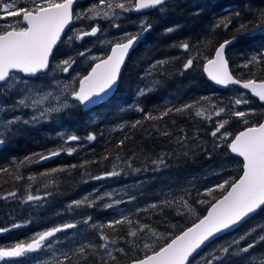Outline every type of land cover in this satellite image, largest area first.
<instances>
[{
  "label": "trees",
  "instance_id": "trees-1",
  "mask_svg": "<svg viewBox=\"0 0 264 264\" xmlns=\"http://www.w3.org/2000/svg\"><path fill=\"white\" fill-rule=\"evenodd\" d=\"M189 1H192L194 6H188V2L175 1L174 6L166 9L163 14L156 10L152 12L149 21L151 32L129 56L121 73L118 89L110 100L87 112H83L78 106L64 114L59 119V125L41 124L38 127L34 123L19 124L18 127L24 126L25 132L19 131V134L12 135L15 131L12 130L4 134L6 142L0 149V229L8 230L0 232V247H11L18 242L25 243L28 234L58 219L72 216V213L95 217L97 220L91 234L90 229L82 234L85 236L84 244L91 242L92 245L99 246L101 229L110 240L120 242L130 237L128 228L147 225L148 229L153 228L155 232L163 235V240L155 239V242H158L152 250H157L202 218L207 209L221 198L230 186L227 185L223 190L209 188L214 189L209 196L206 194L209 189L190 192V183L184 192H190L191 196L188 198L185 194V199L196 210L197 217L193 218L185 217L182 213L179 206L181 202L178 201L183 193H173L176 181L197 176L208 167L218 168L226 163L237 164L234 169L236 177L229 180L239 178L242 163L229 154L228 143L251 125L243 123L236 116L226 115L223 120L227 119L228 122L223 132L230 133V136L221 144L218 136L211 135L221 121L215 112L221 108L225 114L230 108H245L244 111L247 112L252 110V115L249 113L244 119L250 118L253 124L257 125L264 116V107L256 101L251 105L241 103L235 106V101L226 97L232 89L213 88L203 74V65L207 59L212 58L222 43L234 39L235 44L226 54L233 77L241 81H264V61L259 64L248 62L247 67L241 64V60L246 56L264 53V36L249 37L244 31L237 30L242 22L248 23L249 28L253 26L252 22L257 15L264 12V0ZM237 12L240 13L239 16H236ZM5 23L6 21H0V31L5 29ZM217 24L220 26L217 27ZM224 24L228 26L224 27ZM169 28L174 30L166 31ZM185 42L189 45L187 51L179 46ZM83 43L82 47L88 48L89 42ZM189 58H193V66L185 69L184 65ZM161 61L164 63H159ZM237 62L241 66L237 67ZM147 71L152 75L149 86L143 81ZM36 80L29 81L34 83ZM138 88H150L151 91L141 95L137 93ZM187 104H192L193 107L179 113L172 111L162 119L146 118L149 113L155 117L167 108L175 109ZM198 111L203 115L198 116ZM65 132L77 136L80 139L79 145L86 142L84 147L73 152L72 147L70 149L62 142L58 159L45 166H37L41 156H48L53 149L58 148L55 145L59 144L60 136L56 135ZM90 135H94L95 139L89 140ZM69 150L72 151L71 154ZM161 159L163 164L154 163ZM117 164H122L121 170L128 176H124L127 179L121 175L112 176L111 181L121 180L120 183L113 182L114 186L122 187L123 181L136 182L141 176H147L150 180L148 184L146 182L135 188L142 191L141 196L147 199L140 213L129 217L133 224L118 225V230H113L106 227L112 214L110 210H88L85 204L81 209H77L79 211H75L66 202L74 197L82 200V195L95 188L96 182L109 180L110 177L101 180L93 177L111 172ZM132 170L137 171V174L130 173ZM131 175H134L133 179L130 178ZM88 183L90 190L85 186ZM108 186L113 185L110 183ZM162 189L170 194L171 200L157 202L159 198L155 196ZM124 191L130 192V189L125 188ZM13 192L16 195L12 202L3 201L4 197ZM30 194L44 197L39 200L43 202V207L38 211L34 212L31 202H26ZM169 201L172 203H168ZM150 202H156V207L147 204ZM31 216H36V220ZM261 222L264 223V211H260L233 234L207 246L200 255L209 252L213 254L200 264H208L213 255L217 254L216 250L245 233L251 232L239 247L262 235L260 227L256 228ZM250 228L255 231H249ZM137 242L134 240V245ZM216 243L221 245L217 247ZM118 245L120 248L122 246L124 252L116 254V260H108V264H129L151 253L142 249L131 250L129 243ZM262 251L264 243L257 244L256 248L251 250L252 253L258 254L254 262H245L242 256L230 255L223 260L212 261V264H261L264 256L259 253ZM106 255L102 250L92 249L85 252V260L75 253L71 255L69 264H102L100 258L107 259ZM197 258L190 264H196Z\"/></svg>",
  "mask_w": 264,
  "mask_h": 264
},
{
  "label": "snow or ice",
  "instance_id": "snow-or-ice-1",
  "mask_svg": "<svg viewBox=\"0 0 264 264\" xmlns=\"http://www.w3.org/2000/svg\"><path fill=\"white\" fill-rule=\"evenodd\" d=\"M107 0H100L101 4H105ZM75 0H30V3L24 7H19L15 4V0H0V21H6L8 17H19L17 21H7L4 30L0 31V87L3 88L5 95H12L15 91L20 96L15 100L11 106V110L33 108L36 109L43 105L44 102L52 96V93L44 94L39 100L34 99L33 89L28 86L27 80H21L16 75L21 73L24 76H35L41 70H45L49 67V59L53 56V50L57 47L58 43H62L61 36L65 31V28L72 23L74 18L73 4ZM172 0H123L115 4L108 3L107 10L101 11L100 9H90L91 16L89 19L103 18L111 19L116 15L115 9L118 8L121 12L136 11L140 12L146 9H152L163 14L166 9L173 7ZM240 13L237 12L236 16ZM76 16V19H79ZM230 23V21H229ZM253 26L249 28L248 23L242 22L238 31H244L245 35L254 37L256 35L264 36V12H260L255 21L252 22ZM113 26L119 27L118 24ZM220 25L217 24V27ZM224 24V27H227ZM150 23H142L140 25V31L136 34H126L121 41L112 42L105 41L106 44H111L110 54L106 57L99 56H87L85 52H79L78 55L95 61L94 65L90 68V71L79 79L78 86L72 89L70 92L67 89L69 85H65V88L61 91L62 95H69L72 100L77 101L81 105L89 106L99 104L109 96L112 95L115 86L117 85L120 77L121 67L124 64L125 58L128 55L129 50L133 47L136 41L141 37L143 33L151 30ZM173 28L166 29L171 32ZM100 31L98 25L93 26L90 31L79 32L75 37H67L69 43L73 39L82 40L85 36H95ZM233 41H225L215 51L214 58L207 59V63L204 67V71L208 74L211 80L216 84L225 85L239 84L242 88L248 89L252 94L259 97L261 101H264V81L257 83L255 79H249L247 81H241L234 78L228 70V61L225 59V49ZM185 51L188 50V43H182L179 45ZM264 61V53L258 56H252L249 63L259 64ZM75 60L69 57L63 60L58 67L62 71L67 72L71 68ZM159 63H164L163 61ZM193 66V58H189L184 67L185 69ZM245 67L248 64L244 65ZM17 84H22L24 87L17 88ZM151 91V89H141L140 94ZM61 96H56L57 106L42 108L38 114H34L30 119L25 120L20 116L13 117L10 120H6L2 127H0V146L4 145L6 140L4 137L5 132H11L12 126L17 124L28 125L33 122H38L40 119H47L48 114L52 112H60L63 109L69 108L72 105L65 99L61 101ZM235 105L241 103H248L246 100L236 99ZM192 104L184 105L183 107L167 108L159 116H152L147 114V119H162L170 112L175 111L177 113L186 111L188 108H192ZM0 110H5L3 105H0ZM143 111V109H138ZM224 111L223 108L215 112L216 116H220ZM198 116L203 115L202 112L196 113ZM249 112L247 111H233L232 115L241 119L245 124L248 123L244 119ZM210 118V117H209ZM227 119L220 122L215 131L211 133L212 136H217L220 129L225 127ZM137 124L139 121L136 122ZM136 125L134 124L133 127ZM167 134V133H165ZM230 133H221L220 138L227 140ZM69 139L77 140L76 136H72ZM89 140H94L95 136L90 135ZM123 143V141H121ZM228 147L231 153L242 158L243 174L237 180H225L217 187L223 190L227 185H230L226 194L216 203L212 204L207 214L200 218L198 222L193 226L187 228L179 235L172 238L162 247L157 250H151V245L145 243L144 248L149 249L151 254L146 255L142 259L133 260L132 264H190V257L194 258V254L201 249L206 243L212 242V240L218 235H222L225 232L236 228L246 218L259 211H264V122L257 125L249 126L244 131H241L236 135ZM71 154V150L69 151ZM59 155L58 151L50 153L49 156H41L40 159H49L50 156ZM31 159V158H28ZM154 163L163 164V159L154 161ZM75 167V165H72ZM6 171V170H5ZM121 173L113 169V171L105 173L104 175H98L93 179L101 180L106 177L119 176ZM47 175V173L45 174ZM19 178V177H17ZM32 179V177H30ZM214 189H209L207 195L211 196ZM15 196L16 194L10 193ZM111 196V194H105ZM7 199V197H4ZM97 197L92 201H89L85 196L82 200L74 201L73 206L80 207L87 205L93 207ZM44 199L41 196L28 195L27 201H39ZM130 199H135L131 197ZM123 201H114L104 205L106 208H112L114 204H120ZM168 203H172L169 201ZM204 203V201H201ZM181 205L188 208L191 212L187 201H181ZM156 207V205H152ZM91 220L88 217L84 220L87 224ZM133 221L128 216L118 217L109 222L106 227L118 230V225L131 226ZM14 227H20V225H14ZM76 223H65L61 226H55L43 232H40L34 236L29 242H18L11 247H0V261L5 258H22L26 254L36 253L42 249L51 247L48 242L51 238L56 237L57 233L64 232L68 229L76 228ZM147 225H140L139 230H131L128 234L134 238H139V233L143 232ZM264 227V226H262ZM8 229H0V232L7 231ZM255 231V229L251 230ZM251 232L245 233L239 236L237 239L232 240L224 246H221L217 250V254L213 255L212 261L223 260L230 255L242 256L245 262H254L257 258V253H252L251 250L256 248L257 244L264 243V234L258 236L256 239L249 241L246 245L239 247L241 242L247 239ZM156 235L155 232L152 233ZM100 239L103 241L99 246L92 245L91 243L82 244L79 249L76 250V254L84 257L85 252L97 249L106 252L107 256L111 260L115 261L116 257L112 255V251L109 248V244H115V240H110L109 236L101 229ZM121 253L124 252L123 248L117 249ZM231 250V251H230ZM244 254H249L245 256ZM260 256H264V251L259 253ZM72 256L68 252L63 253V259L57 258L55 264H69ZM212 261H208V264H212ZM102 264H108V260L101 257ZM41 264H48L47 261L41 262ZM79 264V262H78ZM264 264V261H261Z\"/></svg>",
  "mask_w": 264,
  "mask_h": 264
},
{
  "label": "rangeland",
  "instance_id": "rangeland-1",
  "mask_svg": "<svg viewBox=\"0 0 264 264\" xmlns=\"http://www.w3.org/2000/svg\"><path fill=\"white\" fill-rule=\"evenodd\" d=\"M76 2H77V0H76ZM118 2H123V0H107V2L105 4H101L100 0H82L76 4V6L73 9L74 18H73L72 28L67 33L65 38L62 39V43H60L59 49L56 51V55H55L54 60L52 62L53 66H49L48 71L45 74H43L42 76H40L34 83H31L28 79H24L20 74H16L18 76V78H20L21 80H27L28 81V86H30L33 89L34 99L39 100L44 94L49 93V92L52 93V96L49 97L44 102L43 105L39 106L36 109L25 108V109H17L15 111H13V110H11V106L13 105L15 100L20 98V96L17 95L15 93V91L12 93V95H5L3 88L0 87L2 89V90H0V105H3L4 109H5V110H0V127H2L3 123L6 120H10L13 117L20 116L22 118L27 117L30 119L34 114H38V112L41 111L42 108L57 106V101L55 100V97L61 96V91L65 88V85L70 86L67 89L68 92H70L72 89H75L78 86V84H77L79 82L78 80L82 76L86 75V73L89 71V69L95 63V61H92L90 59H86L85 57L79 56L78 55L79 52H85L87 56L95 55V56H99L101 58L107 56V53L109 52V49L112 45L106 44L105 41H112L114 43L118 40V35H117L118 33L116 32V30L113 29L112 25L118 24L121 21L122 22L127 21L131 16V14H130L131 11L130 12H121L120 9L116 8L115 9L116 15L111 19H103V18H99V17L94 18V19H89L88 17L91 16V12L89 10L94 8V9H100L101 11H106L108 3L115 4ZM185 2H188V6H194V3H192V1L190 2L189 0H186ZM28 3H30V0H15V4L19 7H24ZM76 16H79L80 18L76 19ZM17 20H19V17H8L4 26L6 27L7 21H17ZM100 20L102 23L104 22L103 24H106L109 26L107 29L108 31L105 30V32H107L106 34L100 35L99 33H97L96 34L97 36L95 35L94 37H92V41L90 42V45L88 46V48L82 47V46H84V45H82V43H83L82 40L73 39L71 41V43L68 42L67 37H69V36L75 37V35L79 32L90 31L91 28L94 26V25L93 26H90V25H92L94 22H97ZM145 22H146V19L144 20V23ZM142 23H143L142 21L140 22V24L138 22L139 25H141ZM125 25H127V23ZM227 52H226V54H227ZM56 56H57V58H56ZM252 56H255V55L246 56L245 59L241 60V64L244 65V64L248 63ZM69 57L74 58L75 63L72 64L71 68H69V70L67 72H64L61 70L60 67H58V65L63 60L68 59ZM241 64H238V62H237L236 66L239 67V66H241ZM143 81L146 84V86H149L151 84L152 75L150 72H148V71L146 72V74L143 76ZM21 87H24V85L17 84V88H21ZM141 89L142 88L137 89L138 94L140 93ZM147 89H150V88H147ZM236 90L237 89H235V88L232 89L228 93V96H226V97L230 98L234 101L236 99L246 100V101H248V103H245L246 105H251L253 103V101H255V100L251 99L249 96H247L245 93H243L241 91L236 92ZM184 94H187V93H184ZM65 99L68 101V103L70 105H72L71 107L63 109L60 112H52V113L48 114L47 119H40L38 122H33V123L35 125H37L38 127L41 124H47L49 126L51 124L59 125V123H60L59 119H61V117L64 114H66L68 111H71V110H73L79 106L74 101H72L71 97L67 94L61 96V101L65 100ZM244 110H245V108H243V110H239L237 108H230L226 111L227 112L226 114H225V112H222L220 116H216V117L218 118V120H221L220 122H222L223 118L228 114L232 115L233 111H244ZM249 113L252 115L253 111L251 110V111H249ZM246 120L248 121V123L251 126L255 125L250 120V118H248ZM18 126H19V124L12 126V129L15 130L14 133H12V135H14L15 133H18L19 131H20L19 133H21V131H23L24 126H20V127H18ZM110 129H111V131H113L112 128H110ZM25 131L26 130H24L23 132H25ZM49 131L52 132L51 129H49ZM221 133H223V128L220 129V131L217 133L218 139L221 141V144H222L226 140L220 138ZM63 136H64V138H62ZM63 136L60 138L63 142H66L67 140L70 142L72 140L69 138L74 136V135L69 134L68 132H65ZM56 137H59V135H56ZM85 144H86V142H83L80 145H75L72 147L71 143H68V148L72 147V150L74 152L75 150L84 147ZM121 167H122V164L120 166H118V164H117L114 166L113 169H115L116 171H119L121 173L120 175L122 177L128 176V175H125L124 172H122ZM236 167H237V164L235 165L233 163H226V164H224L218 168L208 167L203 171L202 174H199V175L194 176V177H186V178H183L179 181H176V183H174V187H173L174 192L173 193H174V195H178V194L183 193L182 197H180L181 200H179L178 202H181L182 200L187 201V203L189 205V201L187 199H185V194H187L188 198H189L191 196L190 192L192 190L203 189L204 191H206L209 188H214L216 190H220V188L217 187V185H219L220 183H222L225 180L234 179L236 177L235 172H234V169ZM113 169H112V171H113ZM130 173L137 174V171L132 170ZM133 177H134V175H131L130 178L133 179ZM111 178L112 177H110L109 180H106L105 182H101V183L96 182V187L92 188V189L88 188L90 185L89 183L85 184V186L87 185L86 186L87 190L91 189V191L84 193L82 195V199L85 196H87L88 199L91 196H93L92 200L97 198V197H102V198L96 200V203L93 207L87 206L86 209L95 210V211H100L102 209L103 210H110V212L112 213L109 216L110 222L112 220L118 218V217H122L125 215L130 217L134 213L135 214L140 213L139 211L143 208L142 205L146 202L147 198L142 197L141 196L142 191H140L139 189H135V188H138L139 186H141L142 184H144L146 182L148 184L150 178L147 176H141V178L139 180H137L136 182H134L133 180H129V182L123 181L124 183H123L122 187L121 186H114L115 185L114 183H120L121 182L120 179H114V181H111L112 180ZM124 178L127 179V177H124ZM110 183H112V185H113L112 187L108 186V184H110ZM190 183H192V185L190 187V192L189 193L184 192L186 189H188V186ZM125 188H129L130 192L124 191ZM105 194H111V196L105 195ZM156 195L157 196H155V197L159 198V201H157V202H165L167 200L172 199L170 194L165 192L164 189L157 192ZM6 197H7V199L4 198L3 201L8 202V203L13 201L14 196L9 195ZM131 197H134L135 199H130ZM138 198H140V200H138ZM78 200H81V199L74 197V198L69 199L66 203L68 204V206H72V209H74L75 211H79L77 209H81V206L80 207L73 206V202L78 201ZM114 201H123V202L120 204H114V206L112 208L104 207V204L106 205L109 203H113ZM26 202H31V206L34 207V212L38 211L40 208L43 207L42 201H35V200L34 201H27V198H26ZM99 202H100V204H97ZM155 203L156 202H150L147 204L154 205ZM147 204H145V206ZM179 206H180L182 213L184 214L185 217H193V218L197 217L196 216V210L191 205H189V207L192 209L191 212L189 211L188 208H185L182 205H179ZM66 207H67V205H66ZM34 212H33V214H34ZM71 215L72 216H68L67 218H63L60 220L58 219L57 221L52 222V223L42 227L41 229H37L33 233L28 234L27 239H25L26 242H29L34 236H36L40 232L48 230L52 227L61 226L65 223H76V225H77L76 228L68 229L64 232L57 233L56 237H53L48 242H46V243H49L51 245V247H49L47 249H42L41 251L36 252V253L26 254V256L22 257V258H5L4 260L0 261V264H2V263L3 264H6V263L7 264H22V263L23 264H41V262H43V261H47L48 264H55V260L57 258H59V259L63 258L64 252H68L70 255L75 254L76 250L79 249V247L82 244H84L83 240L85 239V236H82V234L89 232V229H90V234H91V230L93 229L92 227L96 223L97 220L95 217H91V220L89 221V223L85 224L84 220L90 216L74 215L72 213H71ZM31 218L36 220L37 217L31 216ZM139 226L131 227L128 229L130 231L131 230H139ZM262 226H264L263 222H261V224L256 226V228L260 227V229L262 230V233L264 234V227H262ZM251 229L252 228H250L249 231H251ZM10 230H13V229H10ZM153 232H155V230L153 228H150V227H149V229L145 228L143 232L139 233V238H134V237L130 236L128 238V240L125 239V240H121L120 242L116 241L115 244H109V248L112 251V255L115 256L116 254H121V252L117 250V249H120L118 244L123 245V244H127V243H129L128 247L131 250L142 249L145 252H150L149 249L144 248L145 243L151 245L152 246L151 250H152V248L155 247L157 242H158V241L155 242V239H160V240L164 239L163 235L161 233L155 232L156 235L153 236L152 235ZM90 238H91V236H90ZM91 239H90V241H91ZM98 240H99V245L103 243V241L100 239V237ZM134 240L138 241L136 245H134ZM85 244H86V242H85ZM218 245H219L218 243L215 244V246H217V247H219L221 244L219 246ZM121 248H122V246H121ZM40 254H41V256H40ZM200 254L197 256L198 258L196 257L197 258L195 260L196 264H200L205 259L210 258L213 253L209 252V253L202 254V255H200ZM107 260L113 261V260H111L110 257H108ZM100 261H101V258H100Z\"/></svg>",
  "mask_w": 264,
  "mask_h": 264
},
{
  "label": "water",
  "instance_id": "water-1",
  "mask_svg": "<svg viewBox=\"0 0 264 264\" xmlns=\"http://www.w3.org/2000/svg\"><path fill=\"white\" fill-rule=\"evenodd\" d=\"M80 1H82V0H77V2H80ZM175 1L185 2V0H172V2H175ZM75 3H76V1H75ZM75 3L73 4V9H74ZM153 11H154V10H152V9H146V10H142V11H140V12L131 11V14H132V15H142V14L145 15V14H149V13H151V12H153ZM72 25H73V21H72V23H70V24L68 25L67 28H65V31H64V33H63L62 36H61V41H62V39L65 38L66 34L71 30ZM146 33H147V32H146ZM146 33H143V34L141 35V37H140V38L136 41V43L133 45V47L129 50L128 55H127V57L125 58L124 64H123L122 67H121L120 76H121V73H122V71H123L124 65H125V63L127 62L129 56H130L131 53L137 48V46L139 45V43L141 42V40L143 39V37H144V35H145ZM231 41H233V42H232L231 44H229V45L226 47V49H225V59H226V52H227V51H228V50H229V49L235 44V40H234V39L231 40ZM222 44H223V43H222ZM59 45H60V43H58V44H57V47L53 50V54H54L55 50L59 47ZM215 51H216V50H215ZM109 54H110V50H109V52H108V55H109ZM214 54H215V52H214ZM214 54H213L212 58H214ZM51 59H52V57H50V59H49V64H50ZM206 63H207V62H205V64L203 65V74H204L206 80L208 81V83H209L213 88L218 89V90H227V89H233V88H235V89H237V90H239V91L245 93L246 95H248L251 99L255 100L260 106H264V101H261V100L259 99V97H257V96H255L254 94H252L250 90L242 88L241 85H239V84H236V85L228 84L227 86L216 84L215 81L211 80L210 77L208 76V74L204 71V67H205ZM93 65H94V64H93ZM48 68H49V67H48ZM48 68L45 69V70H41V71L38 72L35 76H31V77H29V76H24V75L21 74V73H17V74H20L24 79L35 80L36 78H38V77H40L41 75L45 74V73L48 71ZM228 70H229V72H230V74H231L229 64H228ZM89 71H90V70H89ZM89 71H88V72H89ZM231 75H232V74H231ZM232 76H233V75H232ZM119 79H120V77H119ZM119 79H118L117 85L115 86V89H114L112 95L109 96V97H107V98L105 99V101H103V102H101V103H99V104L85 106V105H81V104H79L77 101H74V100H72V99H71V100L74 101L75 103H77V104L80 106V108H81V110H82L83 112L90 111V110H92L93 108H95V107H97V106H99V105H101V104H104L105 102H107L108 100H110V99L114 96V94L116 93V91H117V89H118ZM259 82H261V81H257V83H259ZM261 122H264V116H263ZM261 122H260V123H261ZM244 130H245V129H244ZM244 130H242V131H244ZM238 134H239V133H238ZM238 134H237V135H238ZM2 146H3V145H2ZM2 146H0V149L2 148ZM228 152H229V154H230L232 157L238 159V160L241 161V163H242V158L236 156V155L233 154V153H231V150H230L229 147H228ZM54 159H55V156H50L49 159L39 160V161L37 162V166H44V165H46V164H49V163H51ZM242 174H243V167H242L241 175H242ZM241 175H240V176H241ZM238 179H239V178H238ZM229 188H230V187H229ZM229 188H228V190H229ZM228 190H227V191H228ZM225 194H226V193H225ZM225 194H224V195H225ZM224 195H223V196H224ZM223 196H222V197H223ZM222 197H221V198H222ZM221 198H219V199H221ZM219 199H218V200H219ZM214 203H216V201H215ZM214 203H213V204H214ZM211 206H212V205H211ZM211 206L207 209L205 215L207 214L208 210H210ZM259 212H260V211L258 210L256 213L252 214L250 217L246 218L243 222H241V224H240L239 226H237L236 228L230 230L229 232H225V233H223L222 235H218L217 237H215V238L212 240V242H210V243H206V245L202 246L201 249H199L198 252H197L196 254H194V258L197 257V256H198V255H199V254H200V253H201V252H202L207 246H209L210 244H212V243H213L214 241H216L217 239L222 238V237H224V236H226V235H229V234H231V233H234L236 230H238L242 225H244L248 220H250L252 217H254L255 215H257ZM205 215H204V216H205ZM202 218H203V217H202ZM197 222H198V221H197ZM195 223H196V222H195ZM192 226H193V225H192ZM188 228H189V227H188ZM185 230H186V229H185ZM181 233H182V232H181ZM194 258L190 257V258H189V259H190V262H191ZM130 264H132V263H130Z\"/></svg>",
  "mask_w": 264,
  "mask_h": 264
},
{
  "label": "flooded vegetation",
  "instance_id": "flooded-vegetation-1",
  "mask_svg": "<svg viewBox=\"0 0 264 264\" xmlns=\"http://www.w3.org/2000/svg\"><path fill=\"white\" fill-rule=\"evenodd\" d=\"M76 1V0H75ZM78 2H76L75 3V6H76V4H77ZM74 6V7H75ZM131 14V13H130ZM152 12L151 13H149V14H142V15H132L131 14V16H130V18L127 20V21H125L124 23L122 22H120V24L118 23V25H119V27H115V26H113L112 25V27H113V29L114 30H116V32L118 33L117 35L119 36L118 37V40L117 41H121L124 37H125V35L126 34H136V33H138L139 31H140V22L142 21L143 23H144V20L146 19H148L147 21H146V23H149V21H150V19H151V17H152ZM134 16V17H133ZM135 16H137V17H135ZM128 22V23H127ZM138 22H139V24H138ZM127 23V25H125ZM131 23V24H130ZM95 26V25H98L99 26V28H100V31L99 32H97V33H99L100 35H103V34H106L107 32H105V30H107L108 29V25H106V24H103L102 22H100V21H97V22H94L92 25H90V26ZM89 26V27H90ZM88 29V28H87ZM108 31V30H107ZM92 37H94V36H85L83 39H82V42H89L88 44L90 45V42L92 41ZM122 37V38H121ZM145 39V38H144ZM144 39L140 42V43H142L143 41H144ZM116 41V42H117ZM139 43V44H140ZM84 43H82V45H83ZM54 57H55V55H54ZM72 59H74V58H72ZM53 58L51 59V61H50V66H53L52 65V62H53ZM262 107H264V106H262ZM75 136V135H74ZM62 137V135L59 137V144H57L56 146L58 147L57 149H53V152H55V151H58L59 152V155H55V159L54 160H56V159H58L59 158V156H60V154H61V151H59V149L63 146L62 145V140L60 139ZM77 137V136H76ZM68 140L66 141V142H64L66 145H68ZM69 143H72L71 145H72V147L73 146H75V145H79V143H80V139H77V140H72V141H70ZM70 151V150H69ZM68 151V152H69ZM72 152V151H71ZM53 160V161H54ZM52 161V162H53ZM51 162V163H52ZM50 164V163H49ZM47 165V164H46ZM45 166V165H44ZM41 167V166H40Z\"/></svg>",
  "mask_w": 264,
  "mask_h": 264
},
{
  "label": "bare ground",
  "instance_id": "bare-ground-1",
  "mask_svg": "<svg viewBox=\"0 0 264 264\" xmlns=\"http://www.w3.org/2000/svg\"><path fill=\"white\" fill-rule=\"evenodd\" d=\"M93 9H94V8H93ZM87 13H88V12H87ZM137 16H138V15H137ZM137 16H135V17H137ZM133 17H134V16H133ZM152 19H153V18H152ZM96 20H97V19H96ZM121 20H122V19H121ZM126 20H127V19H126ZM147 20H148V19H147ZM147 20H146V21H147ZM100 22H101V20H100ZM147 22H148V21H147ZM103 23H104V22H103ZM121 23H122V22H121ZM123 23H124V22H123ZM127 23H128V22H127ZM107 24H108V23H107ZM119 24H120V22H119ZM130 24H131V23H130ZM95 26H96V25H95ZM150 32H151V30L148 31V32L144 35L143 39L146 38L147 34H149ZM96 36H97V35H96ZM108 37H109V36H108ZM118 37H119V36H118ZM121 38H122V37H121ZM143 39H142V40H143ZM142 40H141V41H142ZM144 40H146V39H144ZM143 42H144V41H143ZM143 42H142V43H143ZM235 42H236V41H235ZM140 44H141V43H140ZM95 46H96V45H95ZM125 64H126V63H125ZM229 65H230V64H229ZM78 79H79V78H78ZM78 81H79V80H78ZM77 84H78V83H77ZM141 98H142V97H141ZM131 102H132V101H131ZM262 113H263V112H262ZM94 114H95V113H94ZM52 120H53V119H52ZM54 120H55V119H54ZM55 121H56V120H55ZM57 121H58V120H57ZM59 133H60V132H59ZM57 135H58V134H57ZM61 135L63 136L64 134H60L59 136H61ZM62 138H64V136H63ZM68 143H69V142H68ZM71 144H72V143H71ZM55 146H56V145H55ZM70 149H71V147H70ZM59 151H60V150H59ZM63 151H64V150H63ZM65 151H66V150H65ZM80 151H81V150H80ZM81 152H82V151H81ZM83 152H84V151H83ZM47 155H48V154H47ZM48 156H49V155H48ZM56 156H57V155H56ZM40 160H41V159H40ZM149 169H150V168H149ZM104 205H105V204H104ZM143 205H144V204H143ZM243 226H244V225H243ZM228 236H229V235H228ZM92 238H93V237H92ZM123 239H124V238H123ZM55 240H56V239H55ZM216 242H217V241H216ZM57 243H58V242H57ZM218 243H219V242H218ZM56 245H57V244H56ZM58 245H59V244H58ZM61 247H62V246H61ZM74 247H75V246H74ZM63 248H64V247H63ZM71 250H72V249H71ZM73 250H74V249H73ZM43 253H44V252H43ZM38 254H39V253H38ZM42 255H43V254H42ZM40 256H41V254H40ZM20 260H21V259H20ZM20 260H19V261H20ZM32 260H33V259H32ZM17 262H18V261H17ZM14 263H15V262H14ZM27 263H28V262H27ZM2 264H3V263H2ZM6 264H7V263H6ZM22 264H23V263H22Z\"/></svg>",
  "mask_w": 264,
  "mask_h": 264
}]
</instances>
